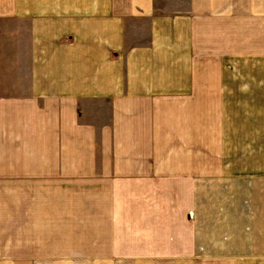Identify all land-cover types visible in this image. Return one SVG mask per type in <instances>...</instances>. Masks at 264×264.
<instances>
[{
    "label": "crops",
    "instance_id": "1",
    "mask_svg": "<svg viewBox=\"0 0 264 264\" xmlns=\"http://www.w3.org/2000/svg\"><path fill=\"white\" fill-rule=\"evenodd\" d=\"M0 264H264V0H0Z\"/></svg>",
    "mask_w": 264,
    "mask_h": 264
}]
</instances>
